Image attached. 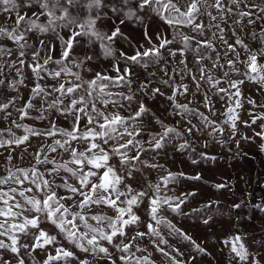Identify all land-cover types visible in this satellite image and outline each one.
<instances>
[{"label":"snow or ice","instance_id":"1","mask_svg":"<svg viewBox=\"0 0 264 264\" xmlns=\"http://www.w3.org/2000/svg\"><path fill=\"white\" fill-rule=\"evenodd\" d=\"M0 14H8L6 20L10 21L0 26V87L17 93L20 87L28 88L26 99L17 95L0 101V120L7 124L15 112L18 116L10 123L23 128L22 135H16L11 126L0 128V149L8 152L5 159L11 163L18 148L22 149L19 158H24L32 138L51 140L37 146L29 168H8L7 174L0 176V264H13V259L15 264H25L21 250L29 255L46 251L43 264H92L64 247L65 242L107 264H155L151 254L143 255L148 252L147 247L141 246L143 241L165 257L168 264H191L196 260V255L185 260L180 248L170 244L165 231L168 236L187 242L196 254L210 255L191 235L162 215L165 209L176 216L186 215L182 206L196 193L169 196L167 192L174 191L170 185L181 179L202 181L201 175L164 169L166 175L155 183L147 181L146 188L139 184L134 188L127 181L135 179L134 174L143 168H162L142 157L159 154L173 140H183L177 151L185 152L191 148L186 136L195 132L216 139L217 134L224 136L225 126L228 140L235 139L240 121L237 109L243 107L244 99L241 86L249 82L264 90V26L259 32L246 34L254 42L253 47L240 38L235 27H228V18L234 16L235 24L241 28L264 22V0H0ZM153 18L169 29L171 39L159 32L153 34V39L149 34V21ZM128 22L141 26L144 43L132 44L123 31ZM32 36L35 40H31ZM119 41L129 43L131 54L121 50L117 55L114 45ZM173 44L179 46L170 47ZM94 46H98L104 60L111 62V67L108 71L97 68L85 78L83 74L93 72L90 65L97 59L95 51H90ZM189 53L193 57L191 68ZM177 57L178 64L169 69L167 64ZM135 67L145 73L150 67H160L167 78H156L155 82L171 89V94L159 86L151 87L154 73L133 87ZM25 69L30 77L25 75ZM12 70L15 74L10 78L6 72ZM216 71L221 75H214ZM233 75L243 78L231 79ZM177 78L181 83H176ZM185 78L192 83V96L200 95V103L213 116L216 111L212 97L230 102L221 113L223 121L217 122L192 108V100L179 102L178 97H187L190 92L189 85L182 82ZM29 79L31 86L26 82ZM204 85L208 90H203ZM137 92L146 98L166 99L175 110L173 115L185 120L188 127L181 131L178 125L166 123L139 99ZM18 100L23 101L22 106H16ZM248 103L257 107L252 99ZM32 112L37 115L33 117ZM51 113L65 119L71 117L70 126L58 125ZM193 115L200 118L199 126L192 123ZM249 115L250 121H242L245 127L264 121V114ZM25 119L47 121L48 127L40 130L18 123ZM155 125L161 131H147ZM208 128L212 131L208 132ZM261 129L254 135L264 140V123ZM228 140L219 139L217 143L224 146ZM260 150L264 151V144ZM52 154H66L68 159L58 163L56 158H49ZM200 156L215 159L206 153ZM190 159L192 164L198 163ZM9 184L17 187L6 189ZM212 187L219 191L228 185ZM242 203H234L233 208L241 209ZM141 206L145 207L147 221L138 214ZM243 206L248 207V203ZM206 207L211 209L212 202ZM251 208L264 213V202L251 204ZM211 220L209 215L202 223L211 226ZM42 225L55 231L49 232ZM22 237H30V242L21 243ZM259 243L264 247V241ZM222 244L237 264H260L249 251L244 234H233ZM113 251L119 255L114 257ZM5 253L11 256L6 258Z\"/></svg>","mask_w":264,"mask_h":264},{"label":"rangeland","instance_id":"2","mask_svg":"<svg viewBox=\"0 0 264 264\" xmlns=\"http://www.w3.org/2000/svg\"><path fill=\"white\" fill-rule=\"evenodd\" d=\"M227 2V0H226ZM259 2V0H255ZM244 6L241 5V9ZM246 10V9H244ZM8 14H0V26H4L10 21L6 20ZM244 24L247 25V18L244 20ZM150 29L149 34L153 35L154 33H164L168 35L171 39L169 29L158 19L153 18L149 21ZM264 26V22H258L255 26H247L241 28L235 24V17L230 16L228 18V27H235L240 38L244 39L246 43H249L250 46H255L254 42L247 39L248 33L255 30L259 32L261 27ZM224 27V25H222ZM123 31L126 35L131 38L133 45H138L139 43H144L141 34V26L136 22H128L127 26L123 28ZM184 31H188L184 29ZM191 35V33H189ZM225 35L229 37L231 42V36L229 32H225ZM153 39L155 36L153 35ZM200 39V37H197ZM31 40H35V36L31 37ZM31 42V41H30ZM117 49V55L119 51L125 50L130 51V45L127 42L119 41L114 45ZM178 44L170 45V47H178ZM90 51H95L97 59L90 65L93 68V72H85L83 75L85 78L91 77L97 68L108 71L111 67V62L109 60H104L99 53L98 46H94ZM165 57L167 59V52L165 51ZM231 58V57H229ZM192 55L188 54L189 67H193L192 64ZM179 57L175 60H171L167 64V67L171 69L173 65H177ZM223 63V60L221 61ZM207 63V62H206ZM161 66H164V62H161ZM211 68V65H208ZM239 66V65H238ZM123 67V64H121ZM135 73V84H139L145 80V76L148 74L154 73L153 83L151 87H161V90L166 94H171V89L166 88L162 85H159L155 82L156 78L163 77V73L160 71V67H150L147 70V73L139 67L133 69ZM14 70L11 72H6V75L10 78L14 76ZM25 75L30 77V73L25 69ZM214 75H221L219 71L214 72ZM167 78V77H163ZM199 78V77H198ZM243 77H237L233 75L231 79H241ZM31 86L30 79L26 81ZM183 83L189 85L190 92L187 97H178L179 102L188 103L189 100H192L193 103L190 105L194 109H199L200 112H204L205 115H208L211 119L221 122L225 117L221 114L225 110V105L230 103L227 99L221 100L218 97H212L213 104L215 105L216 115L213 116L211 113L203 107L201 101V96L196 95L192 96V91H194L192 83L189 79L185 78ZM176 83H181L180 79L177 78ZM221 87H226L227 85L221 84ZM127 91V89H123ZM203 90H208V86L204 85ZM242 95L244 99L242 100L243 107L237 109V112L240 116V121H238V130L235 134V139L228 140L229 131L227 126H225L224 136L220 137L217 134L216 139H213L211 136L204 133H193L191 136H186L191 148L185 152L177 151V146L180 143H183V140H173L169 143L159 154L148 153L142 159H148L150 163H158L162 165V168L152 169V168H143L141 172L135 173V179L127 181V183L132 184L135 188L137 185H144L146 188V182L152 181L155 183L160 177L166 175L164 169H167L173 173L184 172L189 176H195L197 174L201 175L202 181H189L181 179L178 184L170 185L171 188H174V191L167 192L169 196H179L182 193L195 192V196H190L188 202L182 206V211L186 215L176 216L175 214L167 211L166 209L162 211V215L171 220L177 227L183 229L186 233L192 236L197 243L201 244L202 247L206 248L210 255H198L194 251L190 250V246L187 242H182L176 237L168 236L165 231L166 238L169 239L171 245L180 248L184 253V259L187 260L189 256L196 255V260L192 261L191 264H237V261L233 258L232 254L229 252L222 241L225 238L230 237L233 234L241 233L244 234L245 243L249 247V251L260 260V264H264V247L261 246L259 241H264V213H260L251 208V204L262 203L264 202V151L260 150V145L264 144V140H261L260 137L254 135L255 132H260L261 124L264 121L258 120L256 124L252 125L251 128L245 127L242 121H250L251 116L250 112L256 114H264V90H261V87L257 84L246 82L241 86ZM17 95H23L25 99L28 96V88L20 87L19 93L12 91L7 87H0V101L7 100L9 97H14ZM137 96L140 100H143L153 112L156 113L161 119L170 125H178L181 131H184L188 124L185 120H182L179 116H174L173 112L175 111L173 107L169 105V102L162 98L157 97L155 99L146 98L141 93L137 92ZM51 99V98H49ZM248 99H252L256 102L257 107H253L248 103ZM23 101H17V107L22 106ZM11 110V109H10ZM133 111L135 106H133ZM3 114L0 113V116ZM31 115L35 117L37 113L32 112ZM51 118L56 120L57 124L63 127H69L71 123V117L67 119L59 116L58 114L51 113ZM18 114L14 112L13 117L10 118L7 124L0 120V128L6 126H11L12 130L16 135L23 134V128H16L14 125H11V119L17 118ZM192 123L201 124L200 118L196 115L190 117ZM24 126L36 127L40 130H44L48 127L47 121H39L34 119H25L20 123ZM147 131H161L158 125H155ZM208 132L212 131L211 128L207 129ZM7 135V133L5 134ZM242 136L250 137V140H242ZM225 139L228 140L232 146H234L239 153L236 155L231 151H228L225 146L217 143V140ZM51 140L32 138L31 147H28L27 152L24 153V158L20 159L21 148L16 149L13 153V160L11 163H8L5 157L8 155V152L4 149H0V176L7 174V169L11 168L13 171L17 168H29L33 164L32 153L35 151L37 146L41 144H49ZM237 143H239V148H237ZM207 145L205 147L204 145ZM148 147V145H145ZM195 149L193 152L192 149ZM200 153H206L209 157H215V159H202ZM56 158L57 162L68 159L66 154L56 155L52 154L49 158ZM196 159L197 164H192L191 159ZM115 164L116 161L113 160ZM49 167H51L49 165ZM43 170V166H41ZM61 175H65L61 173ZM225 183L228 187L217 191L212 185ZM17 187L14 184H9L7 188ZM5 189V190H6ZM212 202L213 207L211 209L207 208L206 205ZM248 203V207H244L243 203ZM234 203H242V208L236 210L233 208ZM202 210V211H194ZM108 212L109 215L112 213ZM138 214L142 217L144 221H147L148 217L145 213V207L141 206L138 210ZM190 214V215H188ZM211 215V226L204 225L202 223L204 218H207ZM248 217H252L249 219ZM49 232H54L55 229L49 225H42ZM143 231V227L140 228ZM30 237H22L21 243L30 242ZM141 246L148 248L147 253L143 255L151 254V259L155 264H168V261L160 253L156 252L147 241L140 242ZM64 247L69 248L72 251L76 252V255L80 260L88 259L92 261V264H107L104 260H94L89 254L81 253L79 250L72 248L71 245L64 243ZM51 251V248L48 249ZM170 251V249H169ZM53 254H55L53 252ZM6 258H9L11 254L5 253ZM119 255L113 251V256ZM137 255H142L137 253ZM21 256L25 260V264H43V261L46 259V251L37 250L31 255L27 251L21 250ZM13 264H15V259H13ZM72 264H79V261H73Z\"/></svg>","mask_w":264,"mask_h":264},{"label":"water","instance_id":"3","mask_svg":"<svg viewBox=\"0 0 264 264\" xmlns=\"http://www.w3.org/2000/svg\"><path fill=\"white\" fill-rule=\"evenodd\" d=\"M16 119V118H14ZM22 122V120H19L18 123L20 124ZM225 148L228 150V151H231L232 153L234 154H238L239 153V150H237L234 146H232L230 143H227L226 145H224Z\"/></svg>","mask_w":264,"mask_h":264}]
</instances>
